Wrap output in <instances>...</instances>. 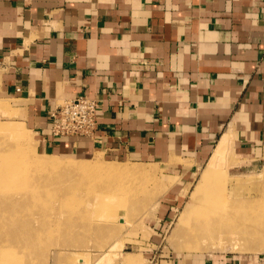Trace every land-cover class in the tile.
Wrapping results in <instances>:
<instances>
[{
	"label": "crops",
	"instance_id": "crops-1",
	"mask_svg": "<svg viewBox=\"0 0 264 264\" xmlns=\"http://www.w3.org/2000/svg\"><path fill=\"white\" fill-rule=\"evenodd\" d=\"M81 95L100 100L94 134L55 136L52 111ZM0 99L62 156L161 163L184 179L223 143L256 170L264 0H0ZM166 264L264 256L186 253Z\"/></svg>",
	"mask_w": 264,
	"mask_h": 264
},
{
	"label": "rangeland",
	"instance_id": "rangeland-1",
	"mask_svg": "<svg viewBox=\"0 0 264 264\" xmlns=\"http://www.w3.org/2000/svg\"><path fill=\"white\" fill-rule=\"evenodd\" d=\"M7 101L0 99V125L17 130L0 132V159L5 162L1 166L13 160L21 164L13 168L8 182L23 189L11 190L19 203H8L0 211L7 216L13 213L8 207H20L14 211L17 225L0 228V264H94L97 258L95 264H166L168 257L186 253L264 256V238L247 232L250 220L241 216L250 211L252 218L264 216V209L252 208H264V166L249 170L232 147L208 156L184 179L161 163L107 155L62 156L46 150L36 132L5 108ZM44 159L56 169L44 187L35 188L33 181L43 178L38 172ZM131 165L147 170L112 177L102 169ZM84 166L89 173L76 170ZM7 191L0 194V202H9ZM224 191L228 206L252 204L237 207L240 216L225 219L212 230L213 237L193 238L187 223L209 193L220 199L218 193ZM103 209L113 211L114 217L101 216Z\"/></svg>",
	"mask_w": 264,
	"mask_h": 264
},
{
	"label": "bare ground",
	"instance_id": "bare-ground-1",
	"mask_svg": "<svg viewBox=\"0 0 264 264\" xmlns=\"http://www.w3.org/2000/svg\"><path fill=\"white\" fill-rule=\"evenodd\" d=\"M16 130H17V128L14 125H0V132L6 131V132H8L10 134H13V133L16 132ZM222 144L219 147V149L217 150L216 154H221L223 152V150H224L223 147L224 146ZM3 163H5V162L1 158L0 159V187H2L3 190H0V194L4 195L5 194V192H4L5 190H8L7 192L9 193V194L7 193V196L9 197L8 198L9 202L7 200L0 202V211L4 212L6 210V208H7L6 205H8V203H10L11 205L19 203L16 200L14 201V198H16V197H14L15 193L13 191H11V190H15V191L19 192V190H22L23 188H14L12 186V184H9V182H8V181H10L9 177L12 174L13 168H21V164H19L16 161L13 160V161H9L6 166H1ZM41 163H42L40 165L41 169L39 170L38 173L43 175V178H41V176H40L39 180L33 181L35 188L44 187L43 184L46 182V178L51 175V171L52 170L56 169L54 164L51 161L47 160V159H44V162H41ZM126 166H125V168L114 167V166H104V167H102V169L104 170L105 173H108L109 175H111L113 177L114 175H117V176L118 175H126V174L128 175L129 173H133L134 171H136L137 173L141 174V173H143L145 171L143 169L146 168V167H144L143 169H140V167H139V168H137V170H134L133 168H129V167H132L133 165L128 166V167H126ZM137 166H139V165H137ZM133 167H136V166H133ZM66 168L68 169L67 166H66ZM66 168H65V170H67ZM76 170L81 172L82 174L84 173V171H85V173H89V170L85 166L84 167H78V168H76ZM146 170H147V168H146ZM149 170H151V169H149ZM147 172H149V171H147ZM24 192H25V190H24ZM226 193H227L226 191L218 193V195H219L218 197H220V199L211 198V196H212L211 193H209L207 195L208 198L206 199L204 204H202L200 206V208H198L196 210L194 217L189 221V223H187L188 226H187L186 230H188V232L192 233L191 235H192L193 238L198 239L199 236H203V235L204 236L206 235V236L213 237L215 235L213 233L214 229L216 231V229L219 228V226L223 223V221L225 219L233 218V217H236V216H240V215H238L239 208H237V207L242 206L245 209L246 207H248V205L252 204V202H249L248 204L242 203V202H240V203L239 202H236V203L234 202L230 206H228L227 202H226L227 199H228V197L226 195L228 193L227 194ZM234 193L235 192H231L232 195H234ZM255 207H257L259 209H264V208H260L258 205L254 206V207L252 206V208H255ZM19 208L20 207H18V206L17 207H11V208L8 207V209L10 211H13V213L8 214L7 216L3 215V214H0V228H4V227L10 226V225H12V226L17 225L19 216L14 211L19 212L18 211ZM233 208H235V209H233ZM246 213L247 214H243L241 216H242V218H244V220H246V221L250 220V222H249V225H247L244 229L248 228V230H246L247 232H251L252 231L255 234H259V236L264 238V216L262 215V216H259V217L252 218L253 212L250 211V212H246ZM114 214L115 213L113 211H110L108 209H103L102 213L100 215L103 216V217L111 218V217H114ZM193 238H191L192 241H193ZM97 259H96V262L99 261Z\"/></svg>",
	"mask_w": 264,
	"mask_h": 264
},
{
	"label": "built area",
	"instance_id": "built-area-1",
	"mask_svg": "<svg viewBox=\"0 0 264 264\" xmlns=\"http://www.w3.org/2000/svg\"><path fill=\"white\" fill-rule=\"evenodd\" d=\"M100 100L87 95L77 96L59 104L51 113L55 136H91L97 126Z\"/></svg>",
	"mask_w": 264,
	"mask_h": 264
}]
</instances>
